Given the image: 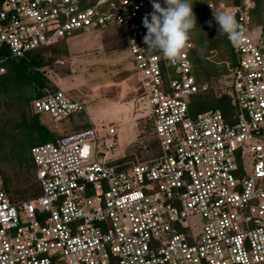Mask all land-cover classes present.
I'll list each match as a JSON object with an SVG mask.
<instances>
[{
	"label": "built area",
	"instance_id": "1",
	"mask_svg": "<svg viewBox=\"0 0 264 264\" xmlns=\"http://www.w3.org/2000/svg\"><path fill=\"white\" fill-rule=\"evenodd\" d=\"M209 7L232 13L244 34L230 41L229 120L218 109L191 114V97L207 89L192 71L191 40L175 60L148 50L152 1L0 0V74L8 57L121 26L160 150L113 164V127L107 145L94 127L37 145L40 194L17 204L0 169V264H264V41L250 22L252 0ZM31 108L62 121L85 106L58 89Z\"/></svg>",
	"mask_w": 264,
	"mask_h": 264
},
{
	"label": "trees",
	"instance_id": "2",
	"mask_svg": "<svg viewBox=\"0 0 264 264\" xmlns=\"http://www.w3.org/2000/svg\"><path fill=\"white\" fill-rule=\"evenodd\" d=\"M242 1L192 0L196 26L189 33L193 43L189 58L197 83L207 85L205 91L191 97L189 108L193 115L218 109L224 118L229 120L237 111L231 99L223 93L225 78L237 65V54L228 35L219 31V26L214 19L217 11L211 9L209 4L212 3L214 7L220 3L237 6ZM159 2L164 6V0H159ZM252 2L253 7L249 10L250 22L260 29L264 41V0H252ZM112 26L97 29L104 30ZM67 38L53 46L31 51L26 54L25 58L8 57L3 64L5 72L0 74V169L4 190L14 204L30 200L40 194V185L36 179L35 165L31 156L33 147L93 127L86 120L87 122L82 123L81 127H76V130L69 127L67 132L57 134L54 131V125L50 122V120H55L49 115V118L45 119L42 117L43 113H34L31 108L32 101L59 89L47 76L46 68L49 66V61L44 56L52 51H58L64 56L65 46L63 48L59 46ZM1 50L0 53L5 54V51ZM129 73L133 74V71ZM85 111L86 108L70 117L80 115L84 119L86 118ZM144 122L149 127L152 136L151 142L143 147L145 151L143 156L146 157L141 156L138 159L131 154L113 161V164L149 160L160 154L159 143L154 135L153 118L147 115L144 117ZM11 166L16 168L14 178L10 177L5 169Z\"/></svg>",
	"mask_w": 264,
	"mask_h": 264
},
{
	"label": "rangeland",
	"instance_id": "3",
	"mask_svg": "<svg viewBox=\"0 0 264 264\" xmlns=\"http://www.w3.org/2000/svg\"><path fill=\"white\" fill-rule=\"evenodd\" d=\"M63 44L59 48L65 46L64 56L58 51L48 52L44 56L49 61L47 76L60 90L84 103L86 118L75 115L60 122L50 120L55 133L67 132L69 127L76 130V127L88 121L98 129L99 141L107 145L109 140L105 139V135L113 127L118 129V133L114 149L106 152L108 159H116L128 152L138 159L146 157L143 156V147L152 140L149 127L144 122L149 108L141 97L139 77L133 71L134 63L128 52L124 29L113 25L104 30L74 32ZM112 54L117 55L115 60H111ZM120 80L121 84H118ZM116 89L125 94L115 97L118 93ZM116 102H122L118 103L121 106L116 107ZM42 117L49 118L48 114ZM5 169L14 178L16 168L11 166Z\"/></svg>",
	"mask_w": 264,
	"mask_h": 264
},
{
	"label": "clouds",
	"instance_id": "4",
	"mask_svg": "<svg viewBox=\"0 0 264 264\" xmlns=\"http://www.w3.org/2000/svg\"><path fill=\"white\" fill-rule=\"evenodd\" d=\"M152 9L143 17V27L147 30L144 43L148 50H158L169 60H175L188 45L189 33L196 26L192 0H164V6L159 0H152ZM214 19L219 31L226 33L231 42L242 41L243 31L232 13L222 11ZM131 43L135 45V41Z\"/></svg>",
	"mask_w": 264,
	"mask_h": 264
},
{
	"label": "crops",
	"instance_id": "5",
	"mask_svg": "<svg viewBox=\"0 0 264 264\" xmlns=\"http://www.w3.org/2000/svg\"><path fill=\"white\" fill-rule=\"evenodd\" d=\"M113 52H116V51H113ZM116 57H117V55H115V54H112L111 55V60H115L116 59ZM125 80V79H124ZM124 80H122V81H124ZM118 84H121V80L120 81H118ZM70 90V89H69ZM116 91L118 92L117 93V95H115V97L116 96H123L125 93H123L122 92V90H118V89H116ZM127 94V93H126ZM72 97V96H71ZM73 99H75V98H73ZM76 100V99H75ZM123 100V99H122ZM123 102V101H122ZM122 102H116V107H120L121 106V104H118V103H122ZM109 105L110 104H112V103H109V102H107ZM107 104V105H108ZM137 119H140V118H138L137 117ZM116 132L118 133V129H116ZM129 155H131V153L130 152H128V153H125V155H123V156H121V157H118V158H116V159H110L111 161H115V160H117V159H121V158H123V157H125V156H129ZM136 156V155H135Z\"/></svg>",
	"mask_w": 264,
	"mask_h": 264
}]
</instances>
